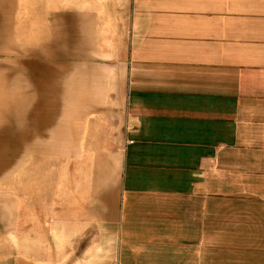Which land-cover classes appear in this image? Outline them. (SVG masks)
<instances>
[{"label": "crops", "instance_id": "obj_1", "mask_svg": "<svg viewBox=\"0 0 264 264\" xmlns=\"http://www.w3.org/2000/svg\"><path fill=\"white\" fill-rule=\"evenodd\" d=\"M20 1L0 0L19 161L0 264H264V0H44L28 95Z\"/></svg>", "mask_w": 264, "mask_h": 264}, {"label": "rangeland", "instance_id": "obj_2", "mask_svg": "<svg viewBox=\"0 0 264 264\" xmlns=\"http://www.w3.org/2000/svg\"><path fill=\"white\" fill-rule=\"evenodd\" d=\"M60 2L59 7L64 6L65 0H51V2ZM50 2V3H51ZM110 8L108 7L109 14L114 15V3L111 2ZM14 9H12V14L15 12V19L19 20L16 23L14 20L10 23V31H11V40H9V49H10V68L11 74L9 75V92L10 94H16L18 90L20 92H25L28 95V91L31 89L29 85L31 84V66H29L30 59H34L35 57H39V53L35 50V29L36 24L34 22V13L35 8L39 9L44 6V0H21L19 5L17 3ZM7 10V9H6ZM123 9H118V13L120 14ZM28 20L30 22H28ZM48 18L43 22L42 25H38L41 27L44 32L49 30L48 28H44V26H48L46 22ZM19 29L25 30V35H20L18 37ZM60 29V28H58ZM22 40V42H21ZM8 51V45L6 41H3L0 37V126L2 124L3 112L8 110L12 111L14 106H18L11 103H5L4 105L1 102L2 91V80L3 76L6 78L4 74V69L2 70V56L1 52ZM44 49V48H43ZM48 51V50H47ZM64 62V60H62ZM23 67L25 68V76H23ZM3 72V74H2ZM20 82V83H19ZM17 96V95H15ZM12 97V96H11ZM4 106V107H3ZM29 107V104H27ZM4 110V111H3ZM0 159H5L11 161V164L7 167H2L0 169V253L1 252H10L16 251L17 248L12 247L13 243H16V207H17V176L19 174L18 169V160L17 155L15 153L9 152L4 153L0 152ZM6 161V163H7ZM12 209V210H11ZM13 211V212H11ZM3 214L10 216H2Z\"/></svg>", "mask_w": 264, "mask_h": 264}]
</instances>
